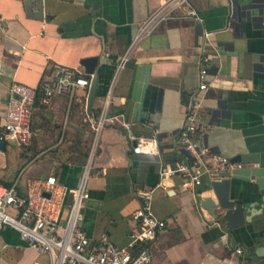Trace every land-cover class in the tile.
<instances>
[{"label": "crops", "instance_id": "crops-1", "mask_svg": "<svg viewBox=\"0 0 264 264\" xmlns=\"http://www.w3.org/2000/svg\"><path fill=\"white\" fill-rule=\"evenodd\" d=\"M254 1L257 7L246 9L247 0H190L201 20L178 9L140 35L141 24L159 9L160 0H0V117L14 82L40 91L55 63L86 73L84 58L101 59L91 112L86 91H79L71 105L66 97L45 102L39 92L31 144L5 142L0 151V185L11 187L20 177L23 187L28 176L55 174L76 187L93 146L92 129L81 116L99 115L111 90L109 114L129 126L120 119L111 122L95 147L83 228L93 246L108 233L115 245L130 249L138 228L131 215L140 207L139 191L156 187L166 166L191 158L178 143L179 131L199 87V60L207 51L210 84L201 138L230 163L239 159L227 169L232 196L247 207L258 203V213L252 222L227 230L199 202L213 195L206 188L216 177L205 175L201 185L191 188L181 177L167 180V189H157L152 201L155 215L167 223L150 244L152 264H264V211L259 213L264 196V0ZM126 55L134 64L124 67L112 85ZM156 131L159 156L133 152V137ZM238 247L244 254L234 253ZM47 259L16 230H0V264Z\"/></svg>", "mask_w": 264, "mask_h": 264}, {"label": "built area", "instance_id": "built-area-1", "mask_svg": "<svg viewBox=\"0 0 264 264\" xmlns=\"http://www.w3.org/2000/svg\"><path fill=\"white\" fill-rule=\"evenodd\" d=\"M160 7L150 15L140 27V35L147 34L176 10L183 9L191 18L201 20L197 9L190 0H160ZM127 55L117 65L113 83L125 67ZM211 56L207 51L199 60V87L192 95L188 111L179 131V145L191 155L186 161H177L162 169L161 182L153 188L139 191L140 207L131 215L137 230L131 235L130 249L115 245L108 233H103L98 245L83 228L84 209L90 193L87 181L93 166V153L104 129L119 116L109 114L112 100L111 90L105 96L99 116L91 120L93 146L76 187H69L55 174L44 178L28 176L24 185H19L20 177L13 186L0 185V230H16L21 239L39 254L48 256L40 264H152L150 244L166 229L165 220L158 218L152 208L157 189H167L166 181L175 177L183 179V186L191 188L201 185L205 175L219 179V173L227 171L230 159L213 153L202 140V122L207 109L204 94L210 84L208 74ZM92 76L77 67L55 63L50 79L41 88L43 100L66 97L69 105L77 99L79 91L88 94ZM33 87L14 82L10 87L7 111L0 117V143L15 142L27 146L32 141V120L34 104L40 92ZM122 117V116H121ZM122 124L126 127L128 123ZM158 131L151 136L133 137V152L147 156H159ZM234 253L244 254L238 247Z\"/></svg>", "mask_w": 264, "mask_h": 264}, {"label": "water", "instance_id": "water-1", "mask_svg": "<svg viewBox=\"0 0 264 264\" xmlns=\"http://www.w3.org/2000/svg\"><path fill=\"white\" fill-rule=\"evenodd\" d=\"M246 9L256 8L257 5L254 0H247ZM99 56L84 58L81 64L84 66L87 74L92 75V82L89 88L87 97V110L91 112L94 99L98 93L99 88V71L98 67L101 64ZM105 62V61H104ZM134 61L128 59L125 67H132ZM162 100V91H160L158 106ZM264 121V117H263ZM16 144V143H14ZM6 144L0 143V151H5ZM239 160L238 158L231 159V163ZM219 179H214L206 188L207 192H212V196L200 198L199 202L203 209L208 211L214 218L222 220L227 230H235L245 225L247 221L252 222L254 216L257 215L256 206L258 203H252L247 207L244 202L232 196V172L222 171L219 173ZM261 211H264V196L262 197ZM250 264V263H247Z\"/></svg>", "mask_w": 264, "mask_h": 264}, {"label": "trees", "instance_id": "trees-1", "mask_svg": "<svg viewBox=\"0 0 264 264\" xmlns=\"http://www.w3.org/2000/svg\"><path fill=\"white\" fill-rule=\"evenodd\" d=\"M40 95V94H39ZM39 95H38V97H37V99L39 98ZM42 96V95H41ZM75 109V108H74ZM88 115V116H87ZM99 115H98V113L97 114H95V115H93L92 116V118L90 119L89 118V114L88 113H86V112H84V114H82V116H81V118H87L86 120H85V122H83L84 124H85V126L90 130V129H92V127H91V120H95V119H97V117H98ZM83 119H82V121H83ZM32 132H33V120H32ZM81 149H83V151H86L85 152V155H87V152H88V147H87V145H83L82 147H81ZM8 187H10V186H8Z\"/></svg>", "mask_w": 264, "mask_h": 264}, {"label": "rangeland", "instance_id": "rangeland-1", "mask_svg": "<svg viewBox=\"0 0 264 264\" xmlns=\"http://www.w3.org/2000/svg\"><path fill=\"white\" fill-rule=\"evenodd\" d=\"M15 148H16V147H14V148H11V147H10L9 149L11 150V149H15ZM10 153H11V152H10Z\"/></svg>", "mask_w": 264, "mask_h": 264}]
</instances>
